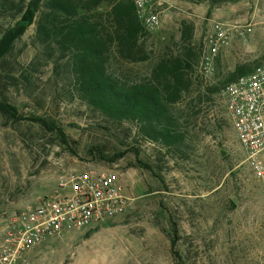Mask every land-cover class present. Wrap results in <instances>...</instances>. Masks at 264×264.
Wrapping results in <instances>:
<instances>
[{
  "label": "rangeland",
  "instance_id": "374dc122",
  "mask_svg": "<svg viewBox=\"0 0 264 264\" xmlns=\"http://www.w3.org/2000/svg\"><path fill=\"white\" fill-rule=\"evenodd\" d=\"M165 2L159 31L141 38L146 59L127 62L110 48L107 66L134 82L150 79L162 60L198 54L192 84L172 106L187 125L173 156L136 124L112 122L77 97L74 53L57 41L50 8L0 63V99L22 118L0 113V235L13 212L57 194L60 178L75 171H114L133 199L122 216L48 239L28 264H264V178L245 162L221 97L238 70L264 60V0ZM26 3L0 0V37ZM109 8L103 1L92 12L105 19ZM214 20L252 23V33L222 51L206 75L199 57Z\"/></svg>",
  "mask_w": 264,
  "mask_h": 264
},
{
  "label": "trees",
  "instance_id": "16d2710c",
  "mask_svg": "<svg viewBox=\"0 0 264 264\" xmlns=\"http://www.w3.org/2000/svg\"><path fill=\"white\" fill-rule=\"evenodd\" d=\"M103 1L110 5L105 19L104 15L92 12ZM43 7L50 8L52 15L57 14L51 22L52 31L57 41L74 53L72 76L77 97L112 122L136 124L142 138L159 144L173 156L185 140L183 129L187 125L176 116L172 106L188 92L192 63L198 61V54L194 59L185 54L162 60L150 79L134 82L121 79L107 66L110 48L127 62L146 59L141 43L145 30L131 0H27L21 19L0 37V63ZM251 70H238L228 83ZM208 91L211 95L218 88ZM0 113L9 119H22L16 107L1 99ZM34 121L48 131L61 133L54 123L40 118Z\"/></svg>",
  "mask_w": 264,
  "mask_h": 264
},
{
  "label": "built area",
  "instance_id": "2783aa9c",
  "mask_svg": "<svg viewBox=\"0 0 264 264\" xmlns=\"http://www.w3.org/2000/svg\"><path fill=\"white\" fill-rule=\"evenodd\" d=\"M149 33H157L165 0H131ZM252 23L214 20L203 40L200 70L213 71L217 56L234 41H246ZM221 97L245 162L255 178H264V60L224 86ZM59 192L13 212L0 235V264H28V253L62 233L90 228L126 214L133 199L111 170L75 171L60 178Z\"/></svg>",
  "mask_w": 264,
  "mask_h": 264
}]
</instances>
